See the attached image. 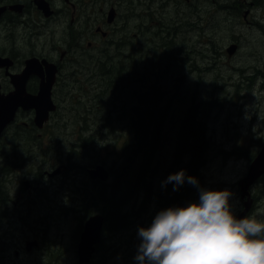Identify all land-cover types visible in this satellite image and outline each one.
<instances>
[{"label": "rangeland", "instance_id": "rangeland-1", "mask_svg": "<svg viewBox=\"0 0 264 264\" xmlns=\"http://www.w3.org/2000/svg\"><path fill=\"white\" fill-rule=\"evenodd\" d=\"M255 1L257 0H222L219 3L224 5L221 9H212L209 5L204 22L209 12L208 23L211 29L204 30V33L195 39L188 38L184 48L177 52L178 59L184 66H174L172 73L168 75L171 77L168 79L170 81L179 75L177 91L183 94L182 107L203 101L206 109L204 125L211 148L206 153L205 164L201 169L199 188L230 191L232 196L229 202L236 216L242 210V201L245 200V197H240L236 185L250 161L244 154L258 151L261 147L259 143L264 145V0H258L261 1L260 4ZM182 30L180 27L179 32ZM65 32L64 29L63 38ZM134 33L136 32L133 29L129 30L132 38ZM189 34L184 32L178 40L186 43ZM56 37H61L59 29L56 31ZM44 42L50 40L44 39ZM167 42L166 39L161 40L162 45ZM231 44L236 45V50L228 57L225 49ZM41 47L39 39L33 41L30 49L36 48V52H40ZM153 47L145 45L143 49ZM20 50L26 51L25 48ZM131 51L133 49L128 46L123 55ZM140 61L144 64L143 60ZM140 65L138 63L135 66ZM204 67H208L207 70ZM101 70L107 69L100 67L98 73ZM88 74V66L80 64L74 74L75 80L70 78L65 81L67 85H73L75 90L65 93L63 90L57 117L53 115V121H47L43 129H36L34 132L30 153L26 154L32 155L33 160L22 164V168H14L11 173L9 170L2 176L7 188L5 192L12 200L20 198L17 189L20 194L25 193L18 185L25 188V182L28 187L34 186V180L39 181L41 192L51 200L48 205L42 206L38 200L29 212H16L11 205L8 210L1 206V219L15 216L26 220V224L20 225L14 232L5 231L4 225L1 224V264H75L76 241L72 240L71 235L76 231V225L91 214L102 216L98 209L92 208L89 214L81 218L79 203L75 205L76 203L72 204L69 202L71 200L67 199H71L73 191L83 180H88L87 169L96 164L116 169L121 154L120 146L125 140L130 141L131 133L124 126L126 123L113 121L107 124L111 112L107 109L112 108L111 101L106 93L94 91L95 84L99 86L102 76L96 75L92 79ZM163 86L171 87L170 84ZM22 118L15 122L20 123ZM164 128L169 133V125ZM176 129L175 127L174 131ZM85 137L91 140L81 139ZM163 142L166 149L163 147L164 150L162 149L157 161L171 157L172 145L169 143L167 146L166 140ZM1 149L3 156L0 155V166L12 160L17 163L23 156V147L2 146ZM54 169H59V172L51 177H47L45 173L48 183H44L41 172L51 173ZM34 172L38 174L37 178L32 177V182L29 177ZM174 183H168L166 186L172 189ZM158 185L160 186L157 183ZM251 189L256 197V207L244 217H254L264 222V177L259 183L251 186ZM120 191L122 187L113 199ZM152 199V205L156 206V198L153 196ZM41 226L45 232L42 233L43 236L38 230ZM137 227H143V224ZM133 231L137 232L138 236V229ZM24 239H36L37 245L25 250ZM119 240L122 242V248L114 249L113 242L120 245ZM126 241L119 235H114L111 242L106 241L111 245L112 257L109 264H138L137 261L132 262L127 255L130 249ZM138 241L141 242L138 237L132 238L134 244L137 245ZM56 249L61 255L56 263H52L47 259V253L55 252Z\"/></svg>", "mask_w": 264, "mask_h": 264}, {"label": "flooded vegetation", "instance_id": "flooded-vegetation-1", "mask_svg": "<svg viewBox=\"0 0 264 264\" xmlns=\"http://www.w3.org/2000/svg\"><path fill=\"white\" fill-rule=\"evenodd\" d=\"M219 3H221L220 0H0V58L6 60L4 62L6 64L0 66V94L11 95L17 91L13 80L16 79L17 74L23 72L25 61L34 58L37 62L33 64L35 66L31 65V72L26 76L23 90L28 95H36L39 91L40 81L47 82L48 79H51L49 98L52 102L51 106L54 107L53 111L48 112V117L40 128H37L33 121V108L22 109L17 107L12 120L2 129L0 133V155L3 156L2 146L23 147V156L19 158L17 163L12 160L15 165L10 169V173L14 168H22V164L33 160L32 155H26L31 150L32 139L30 138L34 137L36 129L41 130L47 121H53V115L57 117L63 90L64 93L75 90L73 85H67L65 81L70 78L75 80L74 74H76V69L80 64L88 66V76L93 79L100 67L111 70L112 65L117 64L118 57L122 58L128 46L137 51L142 58L145 51L143 49L146 44L145 41L152 36L156 37L153 39L156 40L158 49H161L162 39L168 40L175 47L179 42H183L178 39L185 30L190 33L186 39L187 44L188 38L195 39L202 35L204 30L211 29L208 23L209 12L205 22L204 16L209 5L212 9L223 8L224 5ZM184 20H187L188 26L178 33L177 26L181 25ZM57 29L61 33V37L58 39L56 37ZM64 29L66 32L63 38ZM130 29L136 32L133 34V38L129 34ZM209 38L210 36H208V40ZM39 39L42 44L41 51L36 52V48L31 50L33 41ZM44 39L50 40V42H44ZM20 48H25L26 51H22ZM234 53L235 51L230 56ZM9 74L16 76L12 77ZM94 91H97V83ZM18 118H22L20 123L15 122ZM105 170L107 171V178L101 182H106L110 188L113 169L106 167ZM45 173L47 177L55 174L51 175L46 171L41 172V176L45 180L44 183H48ZM32 174L29 179L33 182V178H37L38 173ZM263 177L264 173L257 177L248 188L251 205L246 212L247 214L256 207V197L251 186L259 183ZM92 181L95 183L99 180ZM23 185L25 186L24 183ZM18 188L24 190L25 193L20 194L19 189H17L18 197H20L17 200H12L9 197V194L5 192L7 188L3 190L0 188V228L3 224L4 230L8 232H14L20 225L26 224V220L18 219L15 216H7V218L1 219V206L8 210L9 205H11L16 212H29L38 200L41 206L43 204L48 205L51 200L48 195L45 196L41 192L42 188L39 181L34 180V186L28 187L27 185L22 188L18 185ZM2 196L4 197L2 198ZM67 200H71L69 202L72 204L76 203L75 205L79 203V198L76 201L73 194L71 199ZM75 209L76 206H74ZM83 222L84 220L76 225V231L71 235L72 240L75 239L76 241L74 247L75 264H109V259L112 257L111 245H108L106 241L111 242L114 237L113 234L122 236L127 240L134 233L132 229L129 232L127 228L114 232L110 224H107L104 231L102 220L98 242L93 245V251L88 260L80 263L77 260L76 247ZM143 222L136 221L133 223L139 225ZM42 227H38L41 236H43L42 233H45ZM24 241L25 250L37 245L36 239L31 241L24 239ZM29 242H33V244L30 246ZM138 244H140L139 241ZM138 244L136 248L134 246L132 249L129 248L130 251L127 255L132 262L136 261L134 257L137 254ZM26 247L29 248L26 249ZM47 255L48 260L56 263L61 253L56 249L55 252H48Z\"/></svg>", "mask_w": 264, "mask_h": 264}, {"label": "trees", "instance_id": "trees-1", "mask_svg": "<svg viewBox=\"0 0 264 264\" xmlns=\"http://www.w3.org/2000/svg\"><path fill=\"white\" fill-rule=\"evenodd\" d=\"M255 3L260 4L261 1ZM186 21L178 26V33L180 27L188 26ZM153 37L146 40L145 45L154 47L146 49L142 58L133 50L122 58L118 57L119 61L112 65L111 70L97 71L94 75L102 76L97 91L106 93L111 101L112 108L107 109L111 111L107 124L113 121L126 123L124 126L131 133L130 141L125 140L120 146L121 154L116 169L111 173L112 186L108 188L106 182L94 183L88 178L73 191V197L79 198L81 218L89 214L92 208L98 209L103 216L104 231L107 224L112 226L114 232L123 228L137 230L139 228L133 223L136 221H144L143 227H149L161 210L185 207L199 200L198 188L187 182L177 191H173L170 186H162L163 181L180 170H185L186 176H194L200 182L201 169L211 145L204 125L206 109L203 101L182 107L183 94L177 91L179 75L172 78V81L168 80L174 66H184L177 52L186 43L179 42L173 47L171 42H167L158 49ZM138 63L141 65L136 67ZM207 68L204 67L205 70ZM167 84L172 89L163 86ZM165 125H169V133ZM175 127L177 129L174 131ZM81 139L91 140L89 137ZM164 140L167 146L169 143L172 145L171 157L157 161ZM259 145L262 146V143ZM256 151L243 154L249 161ZM14 165L8 161L0 166L2 190L6 187L2 176ZM120 187L122 191L113 199ZM153 196L156 198V206L152 205ZM134 237H138L137 232L126 241L131 249L132 246L136 248V241L132 242ZM119 243L113 242L114 249L122 248L121 240Z\"/></svg>", "mask_w": 264, "mask_h": 264}, {"label": "clouds", "instance_id": "clouds-1", "mask_svg": "<svg viewBox=\"0 0 264 264\" xmlns=\"http://www.w3.org/2000/svg\"><path fill=\"white\" fill-rule=\"evenodd\" d=\"M185 182L198 188L199 201L161 210L149 227L138 229V264H264V222L237 217L228 190L199 188L185 170L171 174L162 186Z\"/></svg>", "mask_w": 264, "mask_h": 264}, {"label": "water", "instance_id": "water-1", "mask_svg": "<svg viewBox=\"0 0 264 264\" xmlns=\"http://www.w3.org/2000/svg\"><path fill=\"white\" fill-rule=\"evenodd\" d=\"M236 45L231 44L226 47L225 51L228 56H230L235 50ZM6 60L0 58V66H3ZM37 60L34 58L27 59L25 61L24 70L21 74L11 75L16 76L13 82L16 84L17 91L11 95H1L0 94V133L2 129L8 124L14 115L17 107L22 109H34L33 121L37 128H40L44 121L48 117V112L53 111L54 107L51 106L52 102L49 98V88L51 79L48 81L41 80L39 84V91L36 95H28L23 90V84L26 79L27 74H29L31 65L36 63ZM6 66V65H5ZM21 75V76H20ZM58 169H55L50 173L51 175L56 174ZM264 173V145H262L255 155L250 159L247 169L244 175L238 179L237 187L240 192V197H245L242 201V210L239 212L237 217H244L246 212H248L251 205V198L249 193V186L252 182ZM49 174V175H50ZM87 177L91 180L105 181L107 178V171L102 165H94L93 168L86 170ZM25 184V182H24ZM26 186V185H25ZM103 217L100 214L94 213L89 215L83 222L82 231L79 234V239L77 242L76 252L78 262H86L93 251V245L99 240V231L102 225ZM30 246L33 242H29ZM29 246V247H30ZM29 247H26L28 249Z\"/></svg>", "mask_w": 264, "mask_h": 264}]
</instances>
